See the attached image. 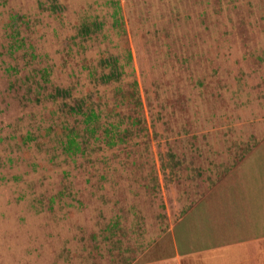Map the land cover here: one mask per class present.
Masks as SVG:
<instances>
[{"label":"rangeland","instance_id":"1","mask_svg":"<svg viewBox=\"0 0 264 264\" xmlns=\"http://www.w3.org/2000/svg\"><path fill=\"white\" fill-rule=\"evenodd\" d=\"M263 141L264 0H0V221L21 236L49 215L84 264H235L227 178Z\"/></svg>","mask_w":264,"mask_h":264},{"label":"crops","instance_id":"2","mask_svg":"<svg viewBox=\"0 0 264 264\" xmlns=\"http://www.w3.org/2000/svg\"><path fill=\"white\" fill-rule=\"evenodd\" d=\"M254 148L250 160L245 159L240 169L227 178L242 180L243 185L233 194V226L238 235L241 236L239 230L245 235L235 241L241 249L245 246V253L237 255L235 264H264V141ZM41 224L43 234L25 237L20 232L24 225L0 221V264H84V245L76 237H68L65 223L52 222L48 215V220ZM153 245L157 248V244ZM149 251L140 252L132 264H180L182 261L179 252L173 253V249L166 250L168 255H159L156 249L154 253Z\"/></svg>","mask_w":264,"mask_h":264},{"label":"trees","instance_id":"3","mask_svg":"<svg viewBox=\"0 0 264 264\" xmlns=\"http://www.w3.org/2000/svg\"><path fill=\"white\" fill-rule=\"evenodd\" d=\"M112 76H113V75H110V77H108L107 80L111 79ZM93 116H94V115L90 114V115H88L87 117H88L89 119H92Z\"/></svg>","mask_w":264,"mask_h":264}]
</instances>
